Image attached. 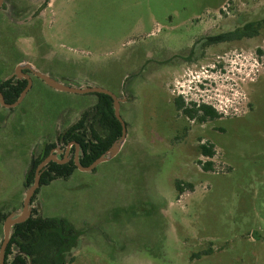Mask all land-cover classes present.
I'll return each mask as SVG.
<instances>
[{
	"label": "rangeland",
	"instance_id": "obj_1",
	"mask_svg": "<svg viewBox=\"0 0 264 264\" xmlns=\"http://www.w3.org/2000/svg\"><path fill=\"white\" fill-rule=\"evenodd\" d=\"M263 18L264 0L3 1L0 80L24 59L69 86L128 97L119 153L41 185L31 202L79 231L64 264H264ZM237 20L254 35L191 58L201 27L241 29ZM176 80L184 102L226 103L227 113L187 117L173 103ZM96 101L34 76L18 105H0V211L22 206L31 157ZM175 180L193 187L178 193Z\"/></svg>",
	"mask_w": 264,
	"mask_h": 264
},
{
	"label": "trees",
	"instance_id": "obj_2",
	"mask_svg": "<svg viewBox=\"0 0 264 264\" xmlns=\"http://www.w3.org/2000/svg\"><path fill=\"white\" fill-rule=\"evenodd\" d=\"M261 23H264V18L258 22V24ZM237 30L235 35L238 37L243 35L250 37L256 32L253 23L246 24ZM233 34L224 32L210 37L209 41L224 40ZM25 85L26 80L1 79L0 92L5 102L15 101ZM95 94L96 103L90 109L82 111L75 123L62 130L56 138L57 141L61 139L76 141L82 149L78 160L84 166L102 154L121 133V125L113 113L112 98L104 93ZM175 105L187 117L198 122L219 117L215 109L207 104H202L201 107H195V103L184 106L183 99L177 98ZM54 145V142L44 143L42 150L33 156V165L32 167L28 165L24 176L25 187L32 183L36 165ZM199 148L200 153L208 158H212L215 154L213 145L208 141L200 143ZM211 165L212 161L209 159L205 161L203 168L208 170ZM75 169L77 168L73 159L62 164L54 161L47 163L40 173L39 186L34 191L30 203L41 185L48 184L53 179L68 178ZM174 184L178 193L183 192L185 188L193 187L192 183L183 184L180 180H175ZM35 211L36 209L31 210V215L26 220L13 225L10 240L4 251V264H64L66 256L76 246L79 231L70 222L63 217L41 216ZM6 215L0 211V221H3Z\"/></svg>",
	"mask_w": 264,
	"mask_h": 264
},
{
	"label": "water",
	"instance_id": "obj_3",
	"mask_svg": "<svg viewBox=\"0 0 264 264\" xmlns=\"http://www.w3.org/2000/svg\"><path fill=\"white\" fill-rule=\"evenodd\" d=\"M4 0H0V8L3 4ZM22 69H28L33 75L37 76L40 78L46 85L49 87L55 89V90H60V91H67V92H74V93H87V92H95V93H104L109 95L112 98L113 101V113L115 118L118 120V122L121 125V133L120 136L112 142V144L102 153L100 154L97 158H95L90 164L84 166L81 165L78 156L82 151H79V144L76 141H71L67 145V150L69 149L70 145H74L75 151L73 154V162L76 166L77 169L82 170V171H91L93 170L98 164L108 161L112 159L114 156H116L119 151L122 148V145L125 141L126 137V130H125V123L124 120L121 117L120 111H119V100L114 93L111 91L107 90L106 88L99 87V86H85V87H79V86H69L68 84L59 82L55 80L53 77L50 75L41 72L38 68H36L33 64H31L28 61H21L17 63L14 67V73L18 76V72H20ZM27 79L26 85L23 87V89L20 91L18 97L16 98L15 101L11 103L5 102L2 93L0 92V105L11 108L16 105H18L23 97L25 96L26 92L31 86V78L28 74L25 75ZM60 151H50L35 167L34 170V177L32 183L26 187L24 191V196L22 200V206L17 209L13 210L10 213H8L3 222H2V239L0 241V264H4V251L6 248V245L8 244L12 231H13V225L16 223L23 222L26 220L30 215H31V197L34 193V191L37 189L39 186V177L40 173L42 170L45 168V165L49 163L50 161H54L57 163H65L68 161L69 156H67L68 151H64V155L62 158H58L57 154ZM33 165V156L30 159V166L32 167Z\"/></svg>",
	"mask_w": 264,
	"mask_h": 264
},
{
	"label": "flooded vegetation",
	"instance_id": "obj_4",
	"mask_svg": "<svg viewBox=\"0 0 264 264\" xmlns=\"http://www.w3.org/2000/svg\"><path fill=\"white\" fill-rule=\"evenodd\" d=\"M241 21H242V22H241ZM237 22H239V23L241 22V24H242L243 26H245V25L247 24L246 20H237ZM237 29H239L238 26H234L231 30L226 31V32L234 33V34H233L232 36H229L228 38H226V39H224V40H220V41H216V42H210V41H209V40H210V39H209L210 37L217 36V35H219V34H221V33H224V32L210 33V31H208V30H209L208 27H201V31H200L197 35H195V36L193 37V39H194L195 41L199 42V45H198V47H197V49H199V50H198V51L196 50V51L192 52V51H191V47H190V53H192L191 58L195 57L197 54H200L202 49L206 48L207 46H210L211 44L220 43V42H227V41H232V40L241 39V38H243V37H248V36H245V35H243V36H239V37L236 36L235 33H236V31H238ZM250 37H251V36H250ZM191 45H193V43H192ZM191 45H190V46H191ZM203 46H204V47H203ZM182 55H183V54H182ZM181 58H182V56H181ZM16 64H17V63H16ZM16 64H15V65H16ZM15 65H14V67H15ZM14 67H13V69H12L11 74H10L7 78H14V79H17V80H26V83H27V79H26V77H25L26 74H28V75L30 76L31 80H32L33 77L35 76V75H33L28 69H22L20 72H18V76H20V78H19V77H17V75L14 73ZM171 67H172V66H171ZM193 77H194V76H193ZM196 81H198V82H197V83L194 82L193 84H195V85H197V86H199V87L202 88V83H203V82H202L201 80H198V79H197ZM181 86H182V84H180L178 80L174 81V82L171 84V86H170V91H171V94H172V96H173V103H174L175 108H176V105H175V99H177V98H182V99H183V90L180 89ZM120 99H121V100H128V97H127L126 95H122V97H120ZM192 104H193V102H190V103L184 102V106H186V105L191 106ZM202 104H205V103H195V107H201ZM207 105H208V104H207ZM184 106H183V107H184ZM211 107H212V106H211ZM212 108H213V107H212ZM176 109H177V108H176ZM177 110H178V109H177ZM179 111H180V110H179ZM180 112H181V111H180ZM76 120H77V119H76ZM76 120H75V121H76ZM194 120H195V119H194ZM75 121L70 122L69 125L65 127V129H67L70 125H72L73 123H75ZM71 141H74V140L63 141V140L61 139L60 141H57V142L55 143V145L49 150V152H50V151H60V152L57 154V157H58V158H62L63 155H64V151H68L67 156H69V159H68V161H69L70 159H72L73 154H74V151H75V148H74V145H73V144L70 145L69 149L67 150V145H68V143L71 142ZM79 151H82V149L80 148V146H79Z\"/></svg>",
	"mask_w": 264,
	"mask_h": 264
},
{
	"label": "built area",
	"instance_id": "obj_5",
	"mask_svg": "<svg viewBox=\"0 0 264 264\" xmlns=\"http://www.w3.org/2000/svg\"><path fill=\"white\" fill-rule=\"evenodd\" d=\"M210 106H212L213 108H215L219 113H227V104L226 103H222L218 105V107L215 106V104L209 103Z\"/></svg>",
	"mask_w": 264,
	"mask_h": 264
},
{
	"label": "crops",
	"instance_id": "obj_6",
	"mask_svg": "<svg viewBox=\"0 0 264 264\" xmlns=\"http://www.w3.org/2000/svg\"><path fill=\"white\" fill-rule=\"evenodd\" d=\"M48 2H49V0H48ZM21 61H28V62H30L29 60H24V59H22V60H18V61H16V63L18 62H21ZM31 64H33L32 62H30ZM34 65V64H33ZM35 66V65H34ZM36 67V66H35ZM37 68V67H36ZM49 75V74H48ZM58 81V80H57ZM59 82H61V81H59ZM62 83H64V82H62Z\"/></svg>",
	"mask_w": 264,
	"mask_h": 264
}]
</instances>
